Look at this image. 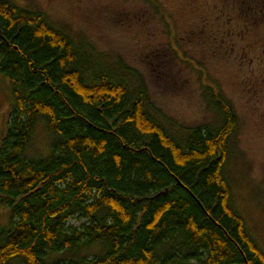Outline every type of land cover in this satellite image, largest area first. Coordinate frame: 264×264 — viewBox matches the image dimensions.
<instances>
[{
  "label": "trees",
  "instance_id": "16d2710c",
  "mask_svg": "<svg viewBox=\"0 0 264 264\" xmlns=\"http://www.w3.org/2000/svg\"><path fill=\"white\" fill-rule=\"evenodd\" d=\"M78 42L0 0L13 102L0 144V264H264L224 174L230 103L207 86L219 126L174 130L137 71ZM38 123L47 143L32 155ZM77 214L81 229L65 227Z\"/></svg>",
  "mask_w": 264,
  "mask_h": 264
},
{
  "label": "rangeland",
  "instance_id": "374dc122",
  "mask_svg": "<svg viewBox=\"0 0 264 264\" xmlns=\"http://www.w3.org/2000/svg\"><path fill=\"white\" fill-rule=\"evenodd\" d=\"M10 1L137 71L153 111L174 130L219 126L205 88L220 93L237 117L224 174L236 210L264 251V0ZM10 85L0 74V144L13 116ZM35 131L32 155L44 153L47 143L41 123ZM8 214L0 207V225ZM77 216L65 227L81 229L85 220Z\"/></svg>",
  "mask_w": 264,
  "mask_h": 264
}]
</instances>
